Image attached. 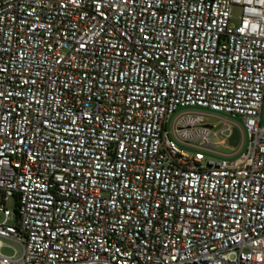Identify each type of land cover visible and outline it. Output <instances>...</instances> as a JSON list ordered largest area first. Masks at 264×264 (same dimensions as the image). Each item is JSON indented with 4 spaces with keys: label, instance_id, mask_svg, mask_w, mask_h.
I'll return each mask as SVG.
<instances>
[{
    "label": "built area",
    "instance_id": "obj_1",
    "mask_svg": "<svg viewBox=\"0 0 264 264\" xmlns=\"http://www.w3.org/2000/svg\"><path fill=\"white\" fill-rule=\"evenodd\" d=\"M263 101L264 0H0V264H264Z\"/></svg>",
    "mask_w": 264,
    "mask_h": 264
},
{
    "label": "rangeland",
    "instance_id": "obj_2",
    "mask_svg": "<svg viewBox=\"0 0 264 264\" xmlns=\"http://www.w3.org/2000/svg\"><path fill=\"white\" fill-rule=\"evenodd\" d=\"M239 13H240L239 10L234 9V12H233V20H232V23L233 24H237L238 17H239ZM183 110L184 109H181V108L178 109L175 113H173L168 118L167 124L165 125L164 129L168 133V136L170 138H171V124H172V121L175 118V116L178 115ZM204 112L207 113V114H210V115H213V116L217 117V118H212V117L206 118V122H208V124H210V125L221 122L220 119H229V117L222 116V115H219V114L210 113L208 111H204ZM229 120L235 122L236 124L243 125L242 124V121L239 118H234V119H229ZM261 125H264V101H263V109H262V114H261ZM217 151L221 155H224V156H232V155H235L236 152H238V149L231 150L230 148L218 147ZM212 158H214L215 160H218V161H221V160L224 159V157H221V156H216V157H212ZM6 208L10 212H13V210H14L13 203L12 202H8L6 204ZM3 222H4L3 214L0 213V223H3ZM7 224L8 225H13L14 224V219H13V216L12 215L7 219ZM0 251H1V253L5 254V255H11L12 254V250H10V249H8L6 247L2 248Z\"/></svg>",
    "mask_w": 264,
    "mask_h": 264
},
{
    "label": "water",
    "instance_id": "obj_3",
    "mask_svg": "<svg viewBox=\"0 0 264 264\" xmlns=\"http://www.w3.org/2000/svg\"><path fill=\"white\" fill-rule=\"evenodd\" d=\"M239 139H240L239 132H238V130L236 128H234L232 130V135L229 138V146L233 147V148H236L238 143H239Z\"/></svg>",
    "mask_w": 264,
    "mask_h": 264
}]
</instances>
